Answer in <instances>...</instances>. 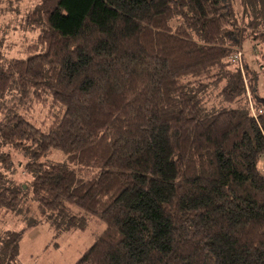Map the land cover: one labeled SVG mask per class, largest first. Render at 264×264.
<instances>
[{"label":"trees","instance_id":"1","mask_svg":"<svg viewBox=\"0 0 264 264\" xmlns=\"http://www.w3.org/2000/svg\"><path fill=\"white\" fill-rule=\"evenodd\" d=\"M21 14L32 42L8 56L0 36V147L25 157L0 148V223L27 199L55 230L97 222L74 264H264V0H34ZM245 40L255 58L238 64ZM35 223L0 233V264Z\"/></svg>","mask_w":264,"mask_h":264},{"label":"rangeland","instance_id":"2","mask_svg":"<svg viewBox=\"0 0 264 264\" xmlns=\"http://www.w3.org/2000/svg\"><path fill=\"white\" fill-rule=\"evenodd\" d=\"M34 0H0V12L11 9H20L21 13H25L33 4ZM15 18V15L0 14V36L7 29V41L3 47L4 52L8 56L16 55L27 44L32 42L36 36V32L21 30L19 27L22 24L21 15ZM6 15V16H5ZM14 17V18H13ZM15 27V30H10ZM18 29V30H16ZM9 45V48H8ZM253 45L250 41L242 42L240 51L235 58L238 64H242V56L252 61L254 57ZM264 49V46H261ZM258 46H256L257 50ZM255 58V57H254ZM264 64V60L260 61ZM257 69V64H255ZM264 77L259 75V94L264 97ZM214 94V93H213ZM3 152H10L11 160L14 164H21L25 157L23 153L15 150L13 147H0ZM260 166L264 165V157L260 161ZM11 179L15 184L21 182L27 183L30 180L29 175H22L19 169L13 171ZM28 179V180H27ZM18 212L12 215H6L3 222L0 223V233L5 230H19L26 227L29 220L36 223L29 228H24L21 233V238L18 242V251L15 264H74L81 254L93 243L95 238L101 231L100 225L92 220H89L87 227L83 230H55L47 220L44 213L36 202L29 199L22 203V206L17 209ZM17 213V214H16Z\"/></svg>","mask_w":264,"mask_h":264}]
</instances>
